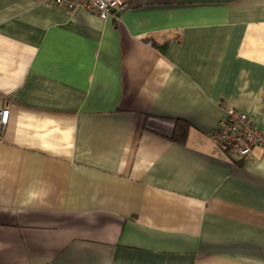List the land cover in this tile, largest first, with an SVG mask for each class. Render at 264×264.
Instances as JSON below:
<instances>
[{
    "label": "crops",
    "instance_id": "crops-1",
    "mask_svg": "<svg viewBox=\"0 0 264 264\" xmlns=\"http://www.w3.org/2000/svg\"><path fill=\"white\" fill-rule=\"evenodd\" d=\"M0 0V264H264V0ZM177 121L189 124L181 144Z\"/></svg>",
    "mask_w": 264,
    "mask_h": 264
},
{
    "label": "built area",
    "instance_id": "built-area-1",
    "mask_svg": "<svg viewBox=\"0 0 264 264\" xmlns=\"http://www.w3.org/2000/svg\"><path fill=\"white\" fill-rule=\"evenodd\" d=\"M48 7L61 6L69 12L85 11L108 20L115 13L124 10L126 0H47ZM10 122V110L0 112V140ZM221 150L235 161H254L255 150H264V132L259 130L251 117L235 110H229L221 121L220 128L213 135Z\"/></svg>",
    "mask_w": 264,
    "mask_h": 264
},
{
    "label": "trees",
    "instance_id": "trees-1",
    "mask_svg": "<svg viewBox=\"0 0 264 264\" xmlns=\"http://www.w3.org/2000/svg\"><path fill=\"white\" fill-rule=\"evenodd\" d=\"M189 124L184 121H177L173 140L178 143H185L188 137Z\"/></svg>",
    "mask_w": 264,
    "mask_h": 264
}]
</instances>
